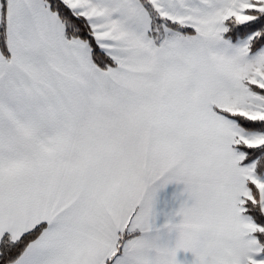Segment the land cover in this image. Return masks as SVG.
Here are the masks:
<instances>
[{
	"label": "snow or ice",
	"instance_id": "6c2138e0",
	"mask_svg": "<svg viewBox=\"0 0 264 264\" xmlns=\"http://www.w3.org/2000/svg\"><path fill=\"white\" fill-rule=\"evenodd\" d=\"M180 250L264 264V0H0V264Z\"/></svg>",
	"mask_w": 264,
	"mask_h": 264
},
{
	"label": "crops",
	"instance_id": "0c3cea01",
	"mask_svg": "<svg viewBox=\"0 0 264 264\" xmlns=\"http://www.w3.org/2000/svg\"><path fill=\"white\" fill-rule=\"evenodd\" d=\"M159 183V182H158ZM182 183H168L163 188L157 186L154 199L155 224L157 227L163 225L169 217H174V213L179 209L180 204L187 198L184 193ZM177 221L179 217H174ZM175 233L172 234V244L174 246ZM179 264H194L195 256L191 252L180 250L176 256Z\"/></svg>",
	"mask_w": 264,
	"mask_h": 264
}]
</instances>
